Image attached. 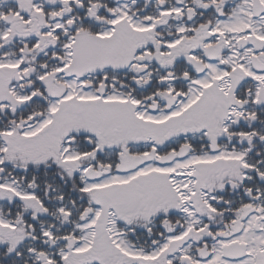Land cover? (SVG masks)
Returning a JSON list of instances; mask_svg holds the SVG:
<instances>
[{
  "label": "snow or ice",
  "instance_id": "obj_1",
  "mask_svg": "<svg viewBox=\"0 0 264 264\" xmlns=\"http://www.w3.org/2000/svg\"><path fill=\"white\" fill-rule=\"evenodd\" d=\"M0 264H264V0H0Z\"/></svg>",
  "mask_w": 264,
  "mask_h": 264
}]
</instances>
